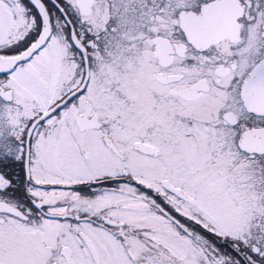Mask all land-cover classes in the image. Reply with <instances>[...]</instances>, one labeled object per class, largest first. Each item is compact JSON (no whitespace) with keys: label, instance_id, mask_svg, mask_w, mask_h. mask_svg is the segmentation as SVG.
<instances>
[{"label":"snow or ice","instance_id":"1","mask_svg":"<svg viewBox=\"0 0 264 264\" xmlns=\"http://www.w3.org/2000/svg\"><path fill=\"white\" fill-rule=\"evenodd\" d=\"M0 264H264V0H0Z\"/></svg>","mask_w":264,"mask_h":264}]
</instances>
